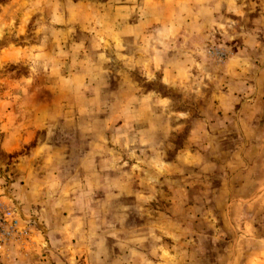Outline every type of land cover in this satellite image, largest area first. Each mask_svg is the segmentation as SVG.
I'll use <instances>...</instances> for the list:
<instances>
[{"label": "rangeland", "instance_id": "rangeland-1", "mask_svg": "<svg viewBox=\"0 0 264 264\" xmlns=\"http://www.w3.org/2000/svg\"><path fill=\"white\" fill-rule=\"evenodd\" d=\"M0 202V264H264V0H0Z\"/></svg>", "mask_w": 264, "mask_h": 264}, {"label": "built area", "instance_id": "built-area-1", "mask_svg": "<svg viewBox=\"0 0 264 264\" xmlns=\"http://www.w3.org/2000/svg\"><path fill=\"white\" fill-rule=\"evenodd\" d=\"M19 211L0 202V250L16 241L22 243L32 225H27Z\"/></svg>", "mask_w": 264, "mask_h": 264}, {"label": "crops", "instance_id": "crops-1", "mask_svg": "<svg viewBox=\"0 0 264 264\" xmlns=\"http://www.w3.org/2000/svg\"><path fill=\"white\" fill-rule=\"evenodd\" d=\"M76 4H77L78 6L81 5L80 7L87 9V8H86V1H83V2L78 1ZM58 212H59V211H58ZM75 225H76L75 223H73V222H71L70 220H68V221H66L65 223H60V224H58L57 226H58V227L60 226V228H63V229H64V232H65L66 230H68V231H66V232H67V234H69V233H70V231H69V227H73V226H75ZM82 232L84 233V234H82L83 239H86V234H87V233H86V229L84 228ZM67 234L65 235L66 237H68ZM84 251H86V250H84ZM76 255H77V254H76Z\"/></svg>", "mask_w": 264, "mask_h": 264}]
</instances>
